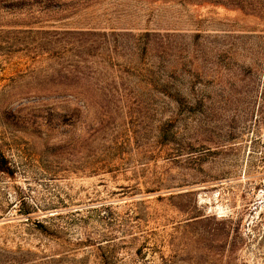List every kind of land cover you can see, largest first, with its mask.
Wrapping results in <instances>:
<instances>
[{
	"label": "rangeland",
	"instance_id": "374dc122",
	"mask_svg": "<svg viewBox=\"0 0 264 264\" xmlns=\"http://www.w3.org/2000/svg\"><path fill=\"white\" fill-rule=\"evenodd\" d=\"M0 264H264V0H0Z\"/></svg>",
	"mask_w": 264,
	"mask_h": 264
},
{
	"label": "trees",
	"instance_id": "16d2710c",
	"mask_svg": "<svg viewBox=\"0 0 264 264\" xmlns=\"http://www.w3.org/2000/svg\"><path fill=\"white\" fill-rule=\"evenodd\" d=\"M9 169V160L6 158L5 154L0 149V171L4 172Z\"/></svg>",
	"mask_w": 264,
	"mask_h": 264
}]
</instances>
